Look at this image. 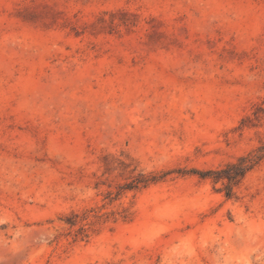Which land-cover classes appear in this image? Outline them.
<instances>
[{"label":"rangeland","instance_id":"1","mask_svg":"<svg viewBox=\"0 0 264 264\" xmlns=\"http://www.w3.org/2000/svg\"><path fill=\"white\" fill-rule=\"evenodd\" d=\"M0 264H264V0H0Z\"/></svg>","mask_w":264,"mask_h":264},{"label":"trees","instance_id":"2","mask_svg":"<svg viewBox=\"0 0 264 264\" xmlns=\"http://www.w3.org/2000/svg\"><path fill=\"white\" fill-rule=\"evenodd\" d=\"M231 167L237 170L235 172V175H234L235 177L241 176L244 173V171L246 170V168H241V167H239V165L238 166H231Z\"/></svg>","mask_w":264,"mask_h":264}]
</instances>
